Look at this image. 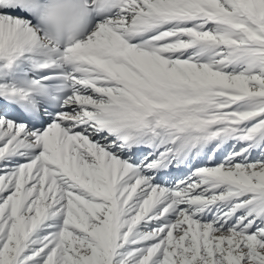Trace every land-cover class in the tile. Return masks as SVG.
Returning <instances> with one entry per match:
<instances>
[{
    "label": "snow or ice",
    "instance_id": "6c2138e0",
    "mask_svg": "<svg viewBox=\"0 0 264 264\" xmlns=\"http://www.w3.org/2000/svg\"><path fill=\"white\" fill-rule=\"evenodd\" d=\"M0 264H264V0H0Z\"/></svg>",
    "mask_w": 264,
    "mask_h": 264
}]
</instances>
